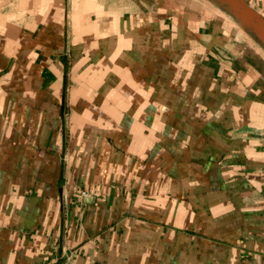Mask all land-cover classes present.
Returning <instances> with one entry per match:
<instances>
[{
  "label": "crops",
  "instance_id": "0c3cea01",
  "mask_svg": "<svg viewBox=\"0 0 264 264\" xmlns=\"http://www.w3.org/2000/svg\"><path fill=\"white\" fill-rule=\"evenodd\" d=\"M0 264H264V51L206 0H0Z\"/></svg>",
  "mask_w": 264,
  "mask_h": 264
},
{
  "label": "water",
  "instance_id": "95a60500",
  "mask_svg": "<svg viewBox=\"0 0 264 264\" xmlns=\"http://www.w3.org/2000/svg\"><path fill=\"white\" fill-rule=\"evenodd\" d=\"M227 15L264 51V18L245 0H206Z\"/></svg>",
  "mask_w": 264,
  "mask_h": 264
}]
</instances>
